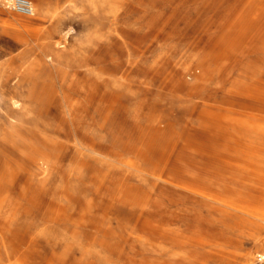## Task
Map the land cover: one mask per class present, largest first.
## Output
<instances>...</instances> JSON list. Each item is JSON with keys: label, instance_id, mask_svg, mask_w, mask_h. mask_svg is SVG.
<instances>
[{"label": "rangeland", "instance_id": "1", "mask_svg": "<svg viewBox=\"0 0 264 264\" xmlns=\"http://www.w3.org/2000/svg\"><path fill=\"white\" fill-rule=\"evenodd\" d=\"M0 0V264H257L264 0Z\"/></svg>", "mask_w": 264, "mask_h": 264}, {"label": "built area", "instance_id": "2", "mask_svg": "<svg viewBox=\"0 0 264 264\" xmlns=\"http://www.w3.org/2000/svg\"><path fill=\"white\" fill-rule=\"evenodd\" d=\"M12 5L23 15L33 14V7L29 0H13ZM257 264H264V254L259 255Z\"/></svg>", "mask_w": 264, "mask_h": 264}, {"label": "bare ground", "instance_id": "3", "mask_svg": "<svg viewBox=\"0 0 264 264\" xmlns=\"http://www.w3.org/2000/svg\"><path fill=\"white\" fill-rule=\"evenodd\" d=\"M32 4V3H31ZM33 7V6H32Z\"/></svg>", "mask_w": 264, "mask_h": 264}]
</instances>
